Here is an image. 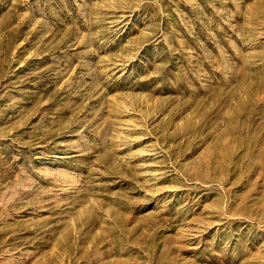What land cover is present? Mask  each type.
<instances>
[{
    "label": "rangeland",
    "instance_id": "obj_1",
    "mask_svg": "<svg viewBox=\"0 0 264 264\" xmlns=\"http://www.w3.org/2000/svg\"><path fill=\"white\" fill-rule=\"evenodd\" d=\"M0 264H264V0H0Z\"/></svg>",
    "mask_w": 264,
    "mask_h": 264
}]
</instances>
